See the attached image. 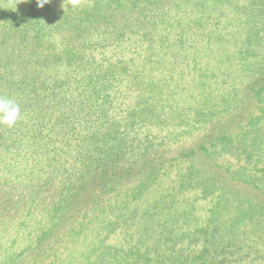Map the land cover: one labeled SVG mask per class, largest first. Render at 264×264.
I'll use <instances>...</instances> for the list:
<instances>
[{
	"label": "rangeland",
	"instance_id": "rangeland-1",
	"mask_svg": "<svg viewBox=\"0 0 264 264\" xmlns=\"http://www.w3.org/2000/svg\"><path fill=\"white\" fill-rule=\"evenodd\" d=\"M97 69L111 75L100 83L118 78L120 97L144 86L155 126L166 119L135 164L139 140L107 155L137 173L121 185V173L107 185L94 173L88 193L118 188L98 209L91 196L63 202L59 179L103 144L84 131L34 135L54 138L52 119H39L90 96ZM0 96L22 113L0 125V170L40 156L62 165L49 189L0 186V264H264V0H0ZM35 191L40 218L19 217Z\"/></svg>",
	"mask_w": 264,
	"mask_h": 264
},
{
	"label": "trees",
	"instance_id": "trees-1",
	"mask_svg": "<svg viewBox=\"0 0 264 264\" xmlns=\"http://www.w3.org/2000/svg\"><path fill=\"white\" fill-rule=\"evenodd\" d=\"M119 38L120 36L113 37L110 42H116ZM145 42L146 44H148L147 41ZM138 57H140V52L128 59L127 66H130V63L133 62L134 59H136V61H139ZM146 60H149V56L146 58ZM116 65L118 66V63L115 62V65L112 64L110 65V67L114 68ZM124 68H126V66H124ZM134 73L135 74H133V77H140V72H138V74L136 72ZM101 74V69H97L95 70L94 74H90L94 75L90 76L91 81L93 79L94 83L93 89L90 85L86 87V89L93 90L92 93L89 94L90 96L87 95L84 99L82 98L80 101H77V97H74V106H70L68 110H64V112H57L52 118L48 114H43V116L47 118L43 117L39 119L41 121H46V119H52V133L55 134L54 138L50 137L49 134L44 133L42 135V132L34 133V135L38 139L40 138V136L43 138L41 139L42 143L48 140L50 141L52 139L53 142H69L72 141V138L77 133H81L84 131L86 140H88V138L90 139V144L95 141L97 143L103 144V146H96V153L92 152L93 149L88 150L89 154L83 153L80 155L79 153V159L82 160V166L77 168L79 169V171L76 172V174H74L73 172L71 176H68V171L64 178L59 179L62 188L61 195L63 197V202L71 198L74 201L77 199L76 203L79 204H76V206L84 204L87 205L91 196V199L93 198L91 201L92 208L97 209L101 208V206L106 203V194H109L110 191H117L118 188H110L112 190L109 191V189H107L106 187V189H103L100 192H97L96 194H90L88 192L89 188H91L89 185L91 184V180L93 178L92 175L96 172L102 171L101 174L104 172V174L101 175L100 178L105 177L103 179V182L105 183V185H107V183H109V180L111 182V176L116 175L117 173H121L123 174L121 176V179H123L122 181L120 180L121 185V183L124 181L125 176L137 173V171H135L136 167L131 168L130 166H128V168H124L123 166H119V160L117 159H120L121 156L127 155L128 153H123L124 149L127 148L125 144L130 143V145H132L137 142V140H139L138 146H130L131 149H129V156L135 157V160L133 162L135 164L139 161L140 158L147 154V151H153V142L155 143V140L154 135L151 136V139L150 135L156 129H163V125L161 124H164L163 122L166 120H159L158 125L155 126L156 122L152 119V115L154 113H152L153 111L150 110V108L153 109L151 103V95L144 94V86H141L140 89L138 86L139 91H142V94L144 95H142L140 92L137 93V96L132 95L120 97V94H118L120 91L118 87L120 85L118 82V78L117 82L115 78H112L114 80L110 84L109 80L108 83L106 82L103 84L100 83V81L103 78H105V80L107 81V78H109V76L111 75L103 77V75ZM81 79L82 82L83 77ZM76 87L77 86L74 85V89H76ZM67 101L68 98L67 100H62V102ZM150 116H152V118H150ZM148 121L153 123V125H147ZM86 129H89L91 132L89 133ZM141 131H144L145 134L140 137L139 135ZM107 155L116 157L117 159L109 160ZM4 156L5 155L3 153L0 156L1 163L4 160ZM37 159L38 160H35L34 164L32 165L24 164L18 166V171L16 172L12 171L14 170L12 168L10 173L8 172L9 169H7L8 165L2 164V169L7 170L0 173V186L2 184L7 183H11L13 185V182H17V184L21 185H18V187H22L24 185L27 188H32V186H35L37 191H42L45 187L49 189V186H55V184L51 182L53 181V179L50 178V174H55V171L57 170L60 173V170H62V165L59 163L57 166H52L54 163L51 162V160H47L48 158L42 159V156ZM95 167L97 169L99 167V169L94 170ZM43 168L46 169V182L40 180V178L37 177V175H40L42 173ZM2 169L0 171H2ZM52 169L53 171H51ZM137 176L138 175L132 178H135ZM96 179L99 178H94V180ZM114 182H116V180H114ZM117 182H119L118 179ZM43 185L45 186L42 189L41 186ZM189 185L191 186L192 184ZM82 189L83 191H81ZM37 191H35L34 193H30L31 199H29V202L22 207V211L18 215L19 217H22L23 215L24 219V214L28 213L31 215L35 214L34 218H36V220L40 218L41 214L36 212L34 208V205L38 204L36 202L39 199V194L37 193ZM87 194H89V197ZM46 234L47 232H45L43 236H40L38 238H47ZM18 237L19 236H16L14 238Z\"/></svg>",
	"mask_w": 264,
	"mask_h": 264
},
{
	"label": "clouds",
	"instance_id": "clouds-1",
	"mask_svg": "<svg viewBox=\"0 0 264 264\" xmlns=\"http://www.w3.org/2000/svg\"><path fill=\"white\" fill-rule=\"evenodd\" d=\"M51 0H36L38 8H43ZM76 0H73V4ZM72 5H70L71 7ZM22 119V113L19 103L12 98L0 96V125L9 128L14 127L18 120Z\"/></svg>",
	"mask_w": 264,
	"mask_h": 264
}]
</instances>
